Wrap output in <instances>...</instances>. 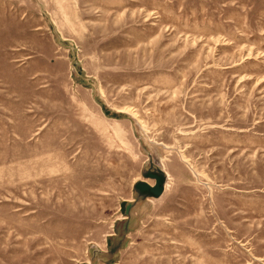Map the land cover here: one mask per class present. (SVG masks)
Wrapping results in <instances>:
<instances>
[{
  "label": "rangeland",
  "instance_id": "1",
  "mask_svg": "<svg viewBox=\"0 0 264 264\" xmlns=\"http://www.w3.org/2000/svg\"><path fill=\"white\" fill-rule=\"evenodd\" d=\"M0 264H264V0H0Z\"/></svg>",
  "mask_w": 264,
  "mask_h": 264
},
{
  "label": "crops",
  "instance_id": "2",
  "mask_svg": "<svg viewBox=\"0 0 264 264\" xmlns=\"http://www.w3.org/2000/svg\"><path fill=\"white\" fill-rule=\"evenodd\" d=\"M148 197H150V198L153 197L154 198L155 196H148ZM109 237L111 239H109L110 241H109V244H108L107 252H102V251H100V252H102V254H108V257L110 256V258H114L116 256L117 252L119 251L120 247L119 246H118V248L117 247L116 248L112 247L111 241L115 242V243H118L119 239H121V237L119 238V236L116 237L115 235H110ZM120 246H121V244H120Z\"/></svg>",
  "mask_w": 264,
  "mask_h": 264
},
{
  "label": "bare ground",
  "instance_id": "3",
  "mask_svg": "<svg viewBox=\"0 0 264 264\" xmlns=\"http://www.w3.org/2000/svg\"><path fill=\"white\" fill-rule=\"evenodd\" d=\"M155 151V150H154ZM155 153H157L156 151H155Z\"/></svg>",
  "mask_w": 264,
  "mask_h": 264
}]
</instances>
